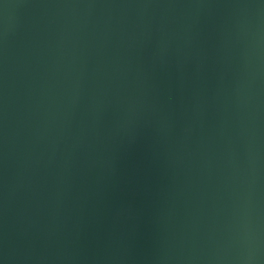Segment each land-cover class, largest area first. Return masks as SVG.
I'll return each mask as SVG.
<instances>
[{
	"label": "water",
	"instance_id": "1",
	"mask_svg": "<svg viewBox=\"0 0 264 264\" xmlns=\"http://www.w3.org/2000/svg\"><path fill=\"white\" fill-rule=\"evenodd\" d=\"M0 264H264V0H0Z\"/></svg>",
	"mask_w": 264,
	"mask_h": 264
}]
</instances>
